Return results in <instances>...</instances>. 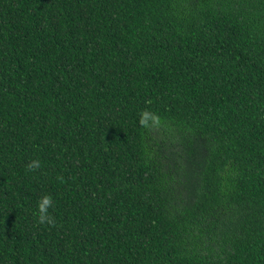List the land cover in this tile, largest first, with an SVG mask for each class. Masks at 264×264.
I'll return each mask as SVG.
<instances>
[{"label":"trees","instance_id":"16d2710c","mask_svg":"<svg viewBox=\"0 0 264 264\" xmlns=\"http://www.w3.org/2000/svg\"><path fill=\"white\" fill-rule=\"evenodd\" d=\"M0 264H264V0H0Z\"/></svg>","mask_w":264,"mask_h":264},{"label":"clouds","instance_id":"9594fccd","mask_svg":"<svg viewBox=\"0 0 264 264\" xmlns=\"http://www.w3.org/2000/svg\"><path fill=\"white\" fill-rule=\"evenodd\" d=\"M139 115V124L145 129H151L160 125V117L147 109L143 110ZM150 121L151 123H149ZM40 166V161L37 159L32 160L26 167L29 171H34ZM50 207H53V198L51 195L42 196L37 204L38 211L36 216L38 224L55 226V218L51 216L48 211Z\"/></svg>","mask_w":264,"mask_h":264}]
</instances>
